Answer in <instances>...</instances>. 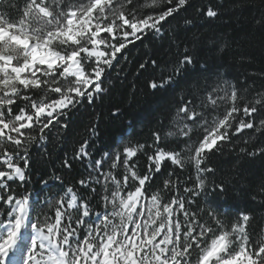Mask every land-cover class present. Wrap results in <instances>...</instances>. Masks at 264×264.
<instances>
[{
    "label": "snow or ice",
    "instance_id": "snow-or-ice-1",
    "mask_svg": "<svg viewBox=\"0 0 264 264\" xmlns=\"http://www.w3.org/2000/svg\"><path fill=\"white\" fill-rule=\"evenodd\" d=\"M220 20L264 47V0H0V264H264V87L234 72L252 57ZM148 45L134 73L156 102L147 134L134 117L97 149L94 118L35 179Z\"/></svg>",
    "mask_w": 264,
    "mask_h": 264
},
{
    "label": "trees",
    "instance_id": "trees-1",
    "mask_svg": "<svg viewBox=\"0 0 264 264\" xmlns=\"http://www.w3.org/2000/svg\"><path fill=\"white\" fill-rule=\"evenodd\" d=\"M208 2L209 0H195L197 4H207ZM212 2L214 3L215 0H212ZM258 2L259 0H257V3ZM256 11L257 9L247 10L245 15H251ZM202 25L203 22H199L198 26ZM226 28L240 43L241 47L238 54L252 57V61L245 64L242 68L237 65L234 72H246L250 78L255 81L257 88L264 87V78L261 77V73H264V47H262L259 34H256L253 38L243 39L245 33L250 30L249 22H244L242 24L233 22L231 26H226L223 20H220L213 22L211 25V30L213 31H224ZM204 30L208 31L209 28L205 27ZM132 47L133 46H130V48ZM156 47H159V45ZM154 51L155 49L152 45H148L144 48H134L130 54V62L126 64L127 76L122 78L120 82H116L110 89V93L107 94L102 101H97L95 110L89 107L77 114L72 133L68 134L67 139L60 146H57L55 140L50 143L47 161L46 163L41 161L40 164L37 165L35 179H39L45 171L50 174L54 170L61 168L60 162L65 152L71 156L73 147L78 145V143L87 136L86 127L94 122V118L100 121L98 125L99 137L96 139L97 149L110 145L113 137H119L122 132L130 133L131 129L127 128V123L134 117L138 121L137 132H145V134H147L146 125L153 119L156 102L155 98L148 94V89L145 87L147 73L141 76H136L134 73L137 70L141 58L148 59L153 57ZM145 53H147V55H145ZM159 55L164 56L165 53L160 52ZM229 63H235V60L230 58ZM168 94L170 93H166L165 95ZM133 97H135L134 100ZM117 108L120 110V119H115L112 116V112H115ZM234 156L235 154H226L220 160L219 163L223 165L226 171L233 161ZM143 163L144 161H141V164ZM250 168L251 171L255 173L259 171L260 165L257 162L254 165H250ZM82 171V165L78 162H74V168L71 174L64 169H61L60 174L65 176L67 182L74 183V179L79 176ZM184 175H187V173H184ZM232 196L238 197V192L230 195V204L234 207H244L245 201L239 198L232 199Z\"/></svg>",
    "mask_w": 264,
    "mask_h": 264
}]
</instances>
